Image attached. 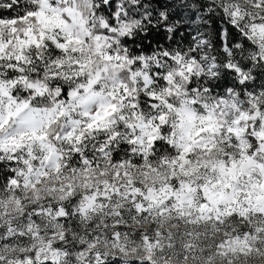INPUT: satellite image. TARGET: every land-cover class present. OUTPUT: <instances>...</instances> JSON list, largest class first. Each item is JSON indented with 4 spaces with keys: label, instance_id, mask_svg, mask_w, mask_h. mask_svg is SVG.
Here are the masks:
<instances>
[{
    "label": "snow or ice",
    "instance_id": "obj_1",
    "mask_svg": "<svg viewBox=\"0 0 264 264\" xmlns=\"http://www.w3.org/2000/svg\"><path fill=\"white\" fill-rule=\"evenodd\" d=\"M0 264H264V0H0Z\"/></svg>",
    "mask_w": 264,
    "mask_h": 264
}]
</instances>
